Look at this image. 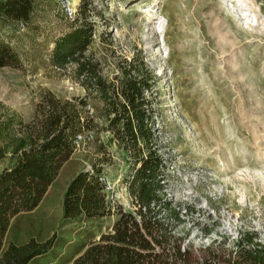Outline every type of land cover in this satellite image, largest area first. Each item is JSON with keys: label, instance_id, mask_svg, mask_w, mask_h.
<instances>
[{"label": "rangeland", "instance_id": "obj_1", "mask_svg": "<svg viewBox=\"0 0 264 264\" xmlns=\"http://www.w3.org/2000/svg\"><path fill=\"white\" fill-rule=\"evenodd\" d=\"M58 1L72 19L81 0ZM88 1L94 23L88 53L103 75L114 81L122 61L136 54L154 71L148 95L157 149L166 162L163 194L175 206L194 207L188 213L180 209L184 221L174 227L177 234H187L195 246L219 236L232 244L245 232L264 242V0ZM43 90L62 98L84 94L70 76L39 63L0 67V121L36 122ZM96 122L98 139L62 164L34 209L12 219L5 245L12 236L25 241L54 233L67 183L99 159V144L107 152L108 200L135 209L126 154L112 140L106 120ZM6 164L1 160L0 168ZM114 219L111 215L104 225ZM204 227L212 229L205 234Z\"/></svg>", "mask_w": 264, "mask_h": 264}, {"label": "trees", "instance_id": "obj_2", "mask_svg": "<svg viewBox=\"0 0 264 264\" xmlns=\"http://www.w3.org/2000/svg\"><path fill=\"white\" fill-rule=\"evenodd\" d=\"M93 33L88 0L80 1L72 19L58 0H0V67L39 63L84 89L71 98L43 90L36 122L0 121V161L7 160L0 168V264H264V242L254 233H240L232 244L219 236L197 246L187 234H177L174 227L184 221L180 209L188 213L194 207L175 206L163 194L166 162L157 149L148 95L154 71L145 56L136 54L122 61L114 81L105 77L88 53ZM98 118L106 120L129 161L127 188L135 209L108 200L107 152L99 144V159L67 183L54 233L25 241L12 236L5 245L12 219L34 209L62 164L98 139ZM111 215L113 223L105 226Z\"/></svg>", "mask_w": 264, "mask_h": 264}, {"label": "built area", "instance_id": "obj_3", "mask_svg": "<svg viewBox=\"0 0 264 264\" xmlns=\"http://www.w3.org/2000/svg\"><path fill=\"white\" fill-rule=\"evenodd\" d=\"M161 182H163V181H161Z\"/></svg>", "mask_w": 264, "mask_h": 264}]
</instances>
